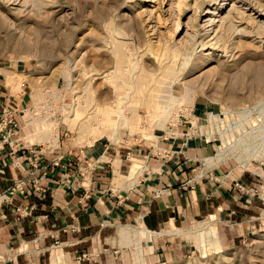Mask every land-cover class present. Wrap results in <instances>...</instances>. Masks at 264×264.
<instances>
[{
	"label": "rangeland",
	"instance_id": "374dc122",
	"mask_svg": "<svg viewBox=\"0 0 264 264\" xmlns=\"http://www.w3.org/2000/svg\"><path fill=\"white\" fill-rule=\"evenodd\" d=\"M179 1L187 4H180ZM17 2L0 3V68L5 71L6 84L12 93L20 91L29 98L32 92L38 93L30 98V103L24 108V125H34L37 133H50L51 138H54V132L58 133L57 146H51L48 141L38 143L42 152L58 156L81 148H89L90 145L86 143L81 145L74 143L78 132L75 133L67 128L61 107L64 103H71L72 92H81V88L87 83L89 76H85L84 70H91L89 74L91 75L101 71L108 73L113 69L110 51L102 41L105 36V25L111 19L117 29L125 34V38L121 39L130 40L133 44L131 48L136 59L148 68H155L156 53L172 41L179 42L186 30L194 36L195 59L179 70L178 83L173 86V94L178 97L185 94L182 85L187 86L190 100L172 110L167 119V126L186 122V120L181 122V119L189 117L196 109L203 111L202 118L195 119L197 121L194 126H197V129L199 125L207 123L210 114L225 119L223 112L225 109L244 111L248 107H253L251 111H263L261 116L259 112L251 115H236L233 120L225 122V126H229V133L233 136L231 140L246 133L249 148L254 145L259 146L261 134L264 133V95L261 94L264 84L259 82V76L264 75V32H258L257 23L253 19L251 21L249 16L257 20L264 19V10L258 6L260 0H53L39 14L28 13L27 8L22 9L24 12L15 13L13 16L9 12L19 5ZM232 4L239 8L232 9L234 22L238 29H245L247 35L241 36L240 32L232 33L231 30L223 27V30L218 32L220 36L215 45L206 44L201 49L198 44L200 39L214 42L211 39L212 34H204L206 14L216 8L215 11L219 12L217 15L223 16L230 10ZM145 11L150 14H146ZM174 21H177L179 26L176 32L172 33ZM209 51L210 54L204 59L202 54ZM67 69L72 74L70 84L62 76ZM104 74H93L90 85L91 92L101 100L103 95L99 96L98 93L105 89V80L102 78ZM7 75L11 77L8 79ZM16 84L20 88L16 87ZM255 103L258 105L254 106ZM35 108L36 111L40 110L36 112ZM144 110L141 108L138 111L141 120L145 118ZM252 116L257 118L255 122ZM46 122H49L48 125ZM28 126L23 136L30 132ZM150 130L157 129L142 121L136 131L121 129V139L129 135L131 141H135L133 137L136 138L139 134L142 137L143 133L154 134L148 132ZM211 138L214 139L212 143L216 153V147L221 145V141L218 135ZM102 139H107V136ZM262 150L264 152V147ZM225 161L234 173H242L256 180L255 188L259 200L257 206L249 213L247 221L243 223V230L218 226L222 248L208 245L198 248L192 239L180 235L179 237L189 246L186 255L160 263L144 259V264H264V220L262 219L264 164L253 161L244 169L237 167L238 163L234 158ZM54 246H59V243ZM54 246H50L45 252L43 264L48 263L50 250ZM55 249L62 248L55 247ZM133 251L126 250L125 260L122 259L123 264H134ZM76 261L77 259H74L70 262Z\"/></svg>",
	"mask_w": 264,
	"mask_h": 264
},
{
	"label": "crops",
	"instance_id": "0c3cea01",
	"mask_svg": "<svg viewBox=\"0 0 264 264\" xmlns=\"http://www.w3.org/2000/svg\"><path fill=\"white\" fill-rule=\"evenodd\" d=\"M30 101L11 92L0 68V115L10 108L19 116ZM192 112L186 122L148 131L158 136L156 146L128 135L58 156L27 143L24 123L7 140L0 131V264H43L56 243L69 263L118 264L133 250L119 233L127 225L152 232L141 243L148 247L145 261L155 263L189 251L180 235L166 232L171 228L210 219L242 231L259 200L256 180L234 173L225 160L207 161L214 139L194 133L203 111ZM130 155L141 164L131 176Z\"/></svg>",
	"mask_w": 264,
	"mask_h": 264
},
{
	"label": "bare ground",
	"instance_id": "6f19581e",
	"mask_svg": "<svg viewBox=\"0 0 264 264\" xmlns=\"http://www.w3.org/2000/svg\"><path fill=\"white\" fill-rule=\"evenodd\" d=\"M16 1H18L17 4L19 5L15 7V9L13 8L14 10L9 12L13 16H15V13H22V9L25 10L27 8L29 11H27L28 13L31 12L33 14H39L41 10L53 0H0V3L2 2L3 4H6L10 2L14 3ZM179 2L180 4L183 3V5L187 4L184 1ZM258 6L264 10V0H260V4ZM235 8L236 7L232 4L230 6V10H228V12L223 16L217 15L219 12L215 11L216 8L212 12H208V14H206V18L204 19V34H212L211 39L214 40V42H210L211 40L206 42L203 39H200L198 44L201 49H203L206 44L209 46L215 45L220 36L218 32L222 31L223 27H226L229 31L231 30L232 33H236V31H238L241 33V36L245 34L247 35L244 31L245 29H238V26L234 22L235 18H233V14L231 12L232 9L234 10ZM145 12L146 14H150L147 11ZM249 17L251 21L253 19V21L255 20V23H257L256 26H258V32H264V19L257 20L255 17ZM172 25L171 31L172 33H175L179 24L177 21H174ZM105 26V36L102 38V41L106 49H109L110 51L108 52L111 54L113 60V69H111L108 73H106V71H101L94 72L91 75H89L91 70H84L85 76H89L88 81L85 79L87 83H85L84 87L81 88V92H72L73 97L71 103H64L61 107L63 121L65 122L67 128L71 131H75V133L78 132V135L74 140L76 145L86 143L91 146L98 139L104 136H107L109 141L112 143H119L122 133L121 129L124 128L130 132L136 131L139 129L142 121L154 129L166 130L168 128L166 125L167 119L172 110L188 103L190 100L188 95L189 89L187 86L182 85V89L185 94L180 97L173 94V86L178 83L177 76L179 75V70H181L184 66H188L190 62L195 59L196 40L194 39V36H191L186 30L179 42L172 41L171 44H166L162 47L155 55L157 61L156 67L148 68V66L146 67L145 64H142L136 59L131 48V45L133 44H131L130 40L123 41L121 39L125 38V34L121 32L119 28L117 29L113 19H111V21ZM209 54L210 51L206 54H202V56L205 59ZM93 74H104L102 78L105 80V89L99 91L100 93H98L99 96L103 95L102 100L105 99L103 101L100 97L97 99L96 97L98 96H95L91 92L92 89L90 88V85L93 79ZM71 75L72 74L69 69L66 71L64 70L62 73L65 81L68 83L71 80ZM10 77L11 76L7 75L8 79ZM259 80V82L264 84V75H260ZM17 86L18 85L16 84V87ZM261 94L264 95V86ZM35 95H38V93L32 92L30 98H33ZM54 96L55 95H53V97ZM256 105H258V103L254 104V106ZM36 108L33 110L36 111ZM141 108H144V111H146L145 118H142L143 120H141L138 115V111H140ZM252 108L253 107H248L244 111H226L225 109L223 111L226 116L225 119H221L217 115L210 114L208 115L207 123L205 125H199L198 128L194 130L195 134L204 135L208 139L214 135H218V138L221 141V145L216 147V153L207 157V161L219 164L224 160L234 158L238 163L237 167H242L244 169L248 165L252 164L253 161H258L264 164V152L262 150V147H264V133L261 134V142L259 146L254 145L252 148H249L250 145L245 137L246 133L238 138H235V140H231L233 136L229 133V126H225V122L233 120L236 115H251L254 112H259V116H261L263 111H251ZM39 110L40 109H38V111ZM26 116H28V114ZM252 117L255 122L257 118L255 116ZM32 120L33 118H31V121ZM38 120L39 119H37V121ZM34 121H36L35 118ZM46 123L48 125L49 122ZM46 126L44 127L47 128ZM38 127L40 128V126ZM29 129L30 135H28V137L26 136L27 143H42L44 141H48L51 146L55 147L58 145L57 132H54L55 136L54 138H51L50 136L52 135H50V133H37V129L34 125H30ZM47 131L49 132L50 130ZM143 137L153 142L154 146L157 145L158 136L156 134L143 133ZM246 143H248V145H245ZM129 159L131 164L128 172L129 176H131L132 173L134 175L138 172L141 164L132 155H130ZM262 189L264 190V184L262 185ZM262 219L264 220V212L262 214ZM166 232L188 237L196 243L198 248L204 245L214 248L223 247L217 223L210 219H205L199 222L195 221L191 224V226L184 229L171 228L170 230H166ZM119 233L123 239V245L133 247V263L144 264V257L148 253V247L142 245L141 241H149V234L152 232L147 230L143 225H127L120 226ZM48 257L49 261L47 264H64L67 262L62 249L53 248L50 250ZM122 262L123 261L120 260L118 264H123Z\"/></svg>",
	"mask_w": 264,
	"mask_h": 264
},
{
	"label": "built area",
	"instance_id": "2783aa9c",
	"mask_svg": "<svg viewBox=\"0 0 264 264\" xmlns=\"http://www.w3.org/2000/svg\"><path fill=\"white\" fill-rule=\"evenodd\" d=\"M24 108L20 111L19 116L15 115L10 108L3 109L0 115V131L4 130L3 140H7L15 131L21 128L22 123H24ZM22 185V183H19V188H22ZM82 256L85 257V253Z\"/></svg>",
	"mask_w": 264,
	"mask_h": 264
}]
</instances>
